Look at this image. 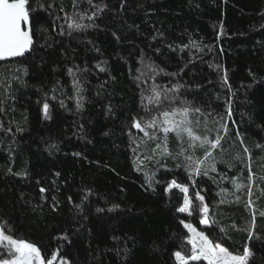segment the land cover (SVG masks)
<instances>
[{"label":"trees","instance_id":"trees-1","mask_svg":"<svg viewBox=\"0 0 264 264\" xmlns=\"http://www.w3.org/2000/svg\"><path fill=\"white\" fill-rule=\"evenodd\" d=\"M40 3L32 0L33 50L0 60V224L7 222V234L48 258L59 249L69 264H177L174 252L191 249L184 220L233 254L248 244L249 264H264V0H93L107 7L92 20L87 0ZM72 21L92 26L70 29ZM154 86L158 104L149 99ZM184 107L201 110L189 114L201 138L214 140L220 123L227 125L220 146L195 141L192 149L186 134L168 133L165 153L160 127L147 129L156 139L135 128L129 135L131 117L162 121L163 111ZM189 155L204 160L198 176L185 166ZM173 180L188 188L194 208L203 207L195 194L204 197L206 226L202 212L178 211L185 193ZM253 211L258 239L249 242L244 229ZM65 233L68 241L58 239Z\"/></svg>","mask_w":264,"mask_h":264},{"label":"snow or ice","instance_id":"snow-or-ice-1","mask_svg":"<svg viewBox=\"0 0 264 264\" xmlns=\"http://www.w3.org/2000/svg\"><path fill=\"white\" fill-rule=\"evenodd\" d=\"M37 7L43 8L44 5L40 3V0H35ZM87 3L94 9L92 15L88 17L89 20H92L96 17L99 12H102L107 5L105 4H93V0H87ZM74 6L77 5V0H73ZM36 8L32 7V0H0V60H4L7 58L13 57H23L26 53H30L33 50L34 46V32L32 31V27L30 24V13L35 12ZM92 25H82L76 21H72L68 24L70 29L79 30L84 27H91ZM63 34V32H61ZM115 35V33H113ZM117 39H119L117 37ZM186 47V46H185ZM99 68L100 66L97 65ZM79 71V69H77ZM100 71H105L104 68H100ZM68 72L73 74V69L69 68ZM77 91H81L79 82L74 81ZM225 83H227V78L225 76ZM158 86H154L152 89L153 96L150 97V102L160 103L161 92L157 91ZM173 89H169L167 91H172ZM178 90V89H177ZM55 98V97H53ZM84 98L80 96L77 100V108L82 107L80 101ZM63 101H61V105L63 106ZM229 107L226 111V115L231 118L232 109L230 101ZM49 104L45 102L43 104V110L46 118H50L48 116ZM108 111L111 112L112 109L109 106ZM190 112L200 113L201 110L199 108L190 109L189 107H184L179 111L173 109L172 111H163L161 113L163 120L158 121V118L153 116L148 120H145L143 117L137 118L135 116L131 117V124L129 135L131 136V128H135L140 132H143L145 137H149L150 139H156L153 133H150L147 129H155L160 127V129L165 133L164 137V152L167 153V134L175 133L178 139H183L186 134L192 143L189 144V148L195 149V141H200V147H204L205 145H210L211 149H216L221 144V140L224 138L220 135L223 132L225 135L227 134L228 127L227 125L220 123L217 121L216 123H220V127L216 129L217 135L214 140H209L208 136L205 135L203 138L201 136L195 134L192 124L193 121L189 119ZM179 117V118H177ZM223 120V117H221ZM198 123V122H197ZM235 123V121H233ZM82 127V126H81ZM211 131V130H209ZM104 135H108L107 132ZM236 135L239 136V131L236 132ZM133 143H136V140L133 138ZM241 143H243V139H241ZM157 148H160L161 145L157 144ZM259 148L260 145H257ZM133 151H136L134 148ZM155 151V150H153ZM244 153L248 154V161H251V154L247 147L244 148ZM184 152L183 147L181 148V152L178 155H182ZM73 155L80 156V153H73ZM212 153L209 150H205V159L211 156ZM147 159H151V157H146ZM185 160L186 168L191 169L195 175L201 174V166L204 164L203 159H194L192 155L186 156ZM245 166L248 168L249 176L248 180L251 182L254 179V173L251 170V164L247 163ZM212 171H215V167H211ZM11 171V169H9ZM204 175L208 174V170L204 169ZM16 175H26V173H17ZM56 176H59L60 173H55ZM151 186V185H149ZM171 187L179 188L181 192L185 193L183 206L178 208V211L181 213H188L192 215L193 212L200 211L203 213V218L200 219L201 224L207 225L209 223L208 220V212L209 208L207 204H203L204 197L200 195L199 192L195 194V199L199 200L203 207L201 208L197 205L195 208L192 206L193 202L188 197V188L185 186H181L177 184L175 180L171 182ZM236 187L239 189L242 187L241 184H236ZM47 189L41 187L40 192L44 193ZM91 194L90 192L88 193ZM249 197L252 195L251 189L248 190ZM71 199V198H69ZM84 199H87L85 196ZM55 200V197H53ZM239 200V197H237ZM248 204L251 205L252 201L249 199ZM76 207H80V205H76ZM118 207V205L114 206ZM53 210H55V205L53 206ZM111 211V209H109ZM98 211H102L98 209ZM259 215L264 217V211L260 212ZM255 219L256 213L253 211L252 217V225L250 228L244 229L248 233V241L251 242L253 239H258L255 235ZM180 223L183 225L185 229H187L191 233V237L188 239V243L191 244L190 254H186L181 250H177L174 252L175 260L177 264H190V261H200L205 260L207 264H249L250 258L254 255L251 248L248 244L243 246L242 252H238L237 254H233L230 252L228 248L222 247L220 243L214 244L212 240L209 239L207 235L204 234L203 231H197L195 227L191 223H186L184 220H181ZM9 231L7 222L4 224H0V264H56L58 261V253L59 249L52 251L50 254V258L48 255H42L41 249L37 247L33 243L25 242L23 240L15 239L11 235L7 234ZM221 231H225V229L221 228ZM58 239L68 241L69 237L65 233L58 237ZM127 252V249L125 250ZM58 264H69V262L60 257Z\"/></svg>","mask_w":264,"mask_h":264},{"label":"rangeland","instance_id":"rangeland-1","mask_svg":"<svg viewBox=\"0 0 264 264\" xmlns=\"http://www.w3.org/2000/svg\"><path fill=\"white\" fill-rule=\"evenodd\" d=\"M177 189H179V188H177ZM180 190V189H179ZM204 226H206L205 224H204ZM188 231V230H187ZM188 234H189V236L191 237V233L188 231ZM0 251H3L2 249H0ZM59 259L60 258H58V261L56 262V264H58V262H59ZM205 261V260H204ZM207 262V261H206Z\"/></svg>","mask_w":264,"mask_h":264}]
</instances>
